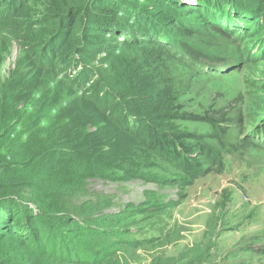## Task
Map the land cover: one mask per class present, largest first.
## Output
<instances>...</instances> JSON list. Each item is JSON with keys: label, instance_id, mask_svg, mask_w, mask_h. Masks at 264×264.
<instances>
[{"label": "trees", "instance_id": "1", "mask_svg": "<svg viewBox=\"0 0 264 264\" xmlns=\"http://www.w3.org/2000/svg\"><path fill=\"white\" fill-rule=\"evenodd\" d=\"M248 18L262 21L257 45ZM14 42L20 60L0 79V264H109L104 245L117 239L130 253L124 264H138L139 251L148 264H220L200 243L168 254L182 237L164 219L151 237L127 238L140 235V217H164L176 203L149 192L145 203L120 204L91 181L185 188L224 169L232 136L230 153L263 151L264 78L251 67L264 62V0H0V67ZM173 64L245 75L243 89L226 108L187 109L194 78L174 75ZM160 102L164 122L154 119ZM168 120L212 130H171ZM242 251L264 256V237Z\"/></svg>", "mask_w": 264, "mask_h": 264}, {"label": "rangeland", "instance_id": "2", "mask_svg": "<svg viewBox=\"0 0 264 264\" xmlns=\"http://www.w3.org/2000/svg\"><path fill=\"white\" fill-rule=\"evenodd\" d=\"M246 22L252 29V34L261 25L260 19L248 18ZM258 38L254 35L253 43ZM4 55L6 60L0 67L2 80L9 76L10 71L20 60L21 52L17 42H14L11 49L4 51ZM102 57L96 61L101 60ZM135 60L137 61V57ZM179 69L182 70L181 76L194 78L190 81L191 94L187 103V109L193 111L226 108V104L234 101L243 89L241 77L245 75L235 74L222 79H209L198 73L193 75L185 65L179 64H173L171 72L175 75L177 71L179 73ZM251 70L255 73L256 80H263L264 62L251 67ZM242 73L247 74L248 70ZM258 97L264 101V92L260 91ZM149 103L150 101H146L145 104ZM200 104L203 107H200ZM163 105L165 104L160 102V107L156 109L158 114L154 115V119L157 122H164L165 118L159 115L164 108ZM149 113L153 116V113L150 111ZM167 125L171 130L199 134L209 133L212 130V126L208 124L195 122L177 123V121L168 120ZM245 136V133L239 135V137ZM230 139L233 143L236 141L233 136ZM258 150L259 152L254 148L250 151L252 155L245 153L246 156L240 159L230 157L225 171L212 172L190 184L187 180L188 185H183L185 188L175 180L168 184H159L157 181H152L153 179L151 181L138 179L128 183L93 180L91 187L94 190L109 192L120 204L145 203L149 198V192L155 193L156 197L164 198L167 204L176 203V207L171 209H169L171 206L168 207L164 217H140L133 224L140 235L133 234L127 237L129 239L139 241L144 237H151L155 234L154 228L163 225L164 219V227L171 232L173 230L180 232L182 237L180 241L167 247V253L170 255L177 256L187 246L200 243L203 248H212L209 251L216 255V261L220 264H264V256L253 251H242L247 239L253 235L258 238L264 237V151ZM152 173L154 175L151 178L178 175L175 171L173 173L153 171ZM174 235L176 236L175 232ZM124 242V239H117L108 240L105 243L106 252L112 253L113 260L109 264H124L125 259L130 255L123 245ZM140 253L141 258L138 264H148V256L143 251L138 252Z\"/></svg>", "mask_w": 264, "mask_h": 264}, {"label": "clouds", "instance_id": "3", "mask_svg": "<svg viewBox=\"0 0 264 264\" xmlns=\"http://www.w3.org/2000/svg\"><path fill=\"white\" fill-rule=\"evenodd\" d=\"M185 3H188L189 5H191V6H197V4H198V0H183ZM255 19V18H254ZM256 19H258V18H256ZM261 25H262V21H261ZM260 25V26H261ZM259 26V27H260ZM245 28H247V27H245ZM258 28V27H257ZM244 29V28H243ZM249 28H247V30H248ZM250 30V29H249ZM250 33L252 32V30H250L249 31ZM254 35H257L256 34V30H255V32H254ZM253 42H254V40H253ZM257 43H258V39L255 41V43H253V44H256L257 45ZM96 63H97V65H101L102 63H100V61L98 60V61H96ZM200 68V67H199ZM203 68V72H201L199 69H196V72L197 73H199L200 75H202V76H205V77H207V78H209V79H222V78H224V77H227V76H224V77H215V78H213V72H211L210 71V69H209V67L208 66H203L202 67ZM81 69H83V65L82 64H78L77 65V67H74V68H72V69H70L69 70V73L70 74H72V76H74V75H76ZM246 134V133H245ZM247 137V134H246V136L245 137H240V138H246ZM231 146H233V144L231 143V140H229V141H227V142H225V149H223L222 151H221V157L224 159V169L223 170H219V171H217V172H221V171H225L226 169H227V165H229V161H230V157H235V158H238V159H240V158H242V156H246L245 154H239V153H237V152H233V153H230L229 152V150H230V148H232L233 149V147H231ZM226 147H228V149H226ZM262 149V148H261ZM263 151H264V149H262ZM217 167H219V169H220V166H215V168H217ZM200 178H202V177H200ZM199 179V178H198Z\"/></svg>", "mask_w": 264, "mask_h": 264}]
</instances>
